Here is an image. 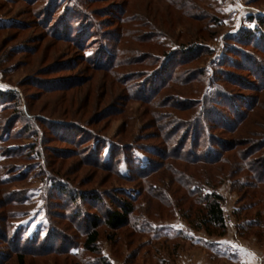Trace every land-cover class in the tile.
<instances>
[{"label": "rangeland", "instance_id": "1", "mask_svg": "<svg viewBox=\"0 0 264 264\" xmlns=\"http://www.w3.org/2000/svg\"><path fill=\"white\" fill-rule=\"evenodd\" d=\"M251 16L264 0H0V264H96L88 220L125 198L129 223L99 226L113 264H264V184L250 176L264 177V41H245ZM199 190L224 195L226 234L182 216Z\"/></svg>", "mask_w": 264, "mask_h": 264}, {"label": "trees", "instance_id": "2", "mask_svg": "<svg viewBox=\"0 0 264 264\" xmlns=\"http://www.w3.org/2000/svg\"><path fill=\"white\" fill-rule=\"evenodd\" d=\"M250 19L256 22V28L254 31H248L245 33L244 39L245 41H249L251 37L256 36L257 39L264 41V16H251ZM254 34V35H253ZM257 48H262L264 51V45L263 44H257ZM189 50H192V48H189ZM251 66V67H250ZM249 70H253L254 73H257L256 71L259 70L256 69L253 65H250ZM168 71L167 69L165 70ZM260 76V73L258 77ZM174 74L167 77V80L163 83L164 86H168V83L173 81ZM179 103V102H178ZM178 105L177 103H173ZM247 108V107H246ZM251 107H248L249 110ZM179 110L188 109L187 107L180 106L178 107ZM245 115L241 114V117L239 116L237 118L238 123H243L245 120ZM235 147H229L228 145L222 147V151L218 153L217 157L214 158L215 161L213 163L218 162L222 158L228 157L226 155L229 151ZM256 148L253 149V151ZM238 149L236 150V152ZM252 153V152H251ZM250 155V154H249ZM248 155V156H249ZM242 161L246 160L244 159L245 153L241 154ZM247 157V156H246ZM207 160V161H206ZM213 160V159H212ZM227 161V158H226ZM195 163H212L209 159H199L196 158L194 160ZM226 163V162H225ZM241 167V165H238ZM222 172L221 177H223L224 172ZM251 179L253 182L256 183L254 186H258L259 184H264V177H261L255 173V169H251ZM207 181H209L207 179ZM180 184L183 182H179ZM253 184V183H252ZM65 187H63L64 189ZM62 189V191H63ZM190 192H193L194 190L189 189ZM198 195V204L199 206L192 211V205L187 209L182 216L187 220V223L189 224L190 228L196 231H204L208 235H219L222 236L226 234L227 232V220L223 208V204L225 201V197L223 194L216 190L203 192L202 190H199ZM84 199H87L89 201H98L101 197L98 194L93 195H83L81 196ZM74 198V197H73ZM77 200V199H76ZM134 203L131 198H125V199H115L113 207H108L104 211L103 216H92L91 219L88 220L89 222V229L87 231V236L84 241V245L87 247V249L96 255V264H113L110 259L103 255L101 253L100 247L98 245V241L100 239V230L99 226L101 224H104L108 229L114 231L118 230L124 226H126L129 223L130 217L134 212ZM257 218L253 219L252 221H248V223L243 227L245 230V234L247 233L246 229L250 228L251 226L259 225L261 223L260 221V214L259 212L256 214ZM241 235L245 236L244 233H240ZM19 264H25L24 258L22 255L19 256Z\"/></svg>", "mask_w": 264, "mask_h": 264}, {"label": "crops", "instance_id": "3", "mask_svg": "<svg viewBox=\"0 0 264 264\" xmlns=\"http://www.w3.org/2000/svg\"><path fill=\"white\" fill-rule=\"evenodd\" d=\"M243 247V246H242ZM245 249V248H244ZM246 251H247V249H245ZM247 253V252H246ZM251 253H252V251H251ZM251 253H249V254H251ZM253 254V253H252ZM251 254V256H249L248 258H247V261L249 262V264H258L259 263V257H257V261H256V259H255V255H252ZM258 254V253H257ZM256 254V255H257ZM263 254H264V251H263Z\"/></svg>", "mask_w": 264, "mask_h": 264}]
</instances>
